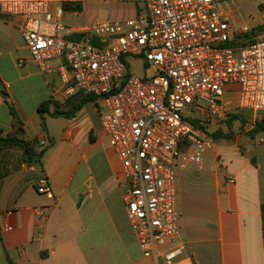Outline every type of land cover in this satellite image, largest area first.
Here are the masks:
<instances>
[{
  "label": "crops",
  "instance_id": "1",
  "mask_svg": "<svg viewBox=\"0 0 264 264\" xmlns=\"http://www.w3.org/2000/svg\"><path fill=\"white\" fill-rule=\"evenodd\" d=\"M49 1L57 7L82 2L81 12L64 11V24L75 31L136 18L144 6L142 0ZM260 5L264 25V0ZM21 24L19 18H0V139L14 132L13 106L24 138L37 152L47 150L36 164L24 161L18 145L0 148V264H165L144 256L131 228L121 165L103 133L101 105L90 102L71 119L47 116L44 132L39 105L67 97L57 72L42 73L31 55H18L28 49ZM231 91L236 103L227 119L235 113L240 118L209 128L218 132L212 152L176 173L178 230L186 250L174 264H264V133L250 135L264 122V111L238 110L239 86ZM45 180L53 198L38 192ZM39 210L46 214L43 226Z\"/></svg>",
  "mask_w": 264,
  "mask_h": 264
},
{
  "label": "built area",
  "instance_id": "2",
  "mask_svg": "<svg viewBox=\"0 0 264 264\" xmlns=\"http://www.w3.org/2000/svg\"><path fill=\"white\" fill-rule=\"evenodd\" d=\"M231 1L142 0L136 18L80 31L67 27L63 7L49 0L0 1V18L22 20L32 61L42 73L59 74L67 99L79 92L99 98L131 228L144 256L165 264L186 250L178 230L177 170L212 152L208 129L230 113L225 93L238 85L237 109L264 111V39L246 38L254 29L249 21L235 28L233 13L221 8ZM133 61L143 75L132 71ZM38 192L53 198L47 180ZM37 214L43 226L46 214Z\"/></svg>",
  "mask_w": 264,
  "mask_h": 264
},
{
  "label": "trees",
  "instance_id": "3",
  "mask_svg": "<svg viewBox=\"0 0 264 264\" xmlns=\"http://www.w3.org/2000/svg\"><path fill=\"white\" fill-rule=\"evenodd\" d=\"M63 9L66 12H81L83 9V4L81 1L77 2H64L63 3ZM143 12V8H140V13ZM260 30L264 31V25L259 27ZM255 36V30L246 36L247 39H251V37ZM234 44V43H233ZM232 44V45H233ZM1 84V82H0ZM5 97H7V94L5 91H2ZM94 102L99 107V98L92 94H84L83 92H79L75 94L74 96L68 98L66 102H59L55 100L54 98H50L44 102H42L38 107V113L41 119V124L43 127L44 132H47V123L46 118L47 116H51L54 118L58 117H65V118H74L76 115L81 111V109L88 103ZM11 113L13 116V126H14V132L6 137L0 139V148L4 145H18L23 149V158L24 161L29 163H41V158L43 157L44 153L46 152L47 148H44L41 152H37L35 150L34 142L26 140L24 138V129H23V123L19 119L15 109L13 106H10ZM239 115H232L229 119L226 120V122L229 124L230 120H237L239 119ZM195 126H200L199 121H195ZM202 128H204L202 126ZM218 132L210 133L208 134L211 137H217L216 134ZM257 133H264V122L257 123L255 129L250 133V135H254ZM227 137H229L227 135ZM50 147V146H49ZM262 211V219H263V238H264V205L261 207Z\"/></svg>",
  "mask_w": 264,
  "mask_h": 264
},
{
  "label": "rangeland",
  "instance_id": "4",
  "mask_svg": "<svg viewBox=\"0 0 264 264\" xmlns=\"http://www.w3.org/2000/svg\"><path fill=\"white\" fill-rule=\"evenodd\" d=\"M261 1L262 0H233L229 3V7L226 8L229 12L233 13L232 19L236 21L235 28L237 30L241 28L244 21H249V26L254 27L255 36L251 37V39H254V38L264 39V31L259 29V27L263 25L261 24L263 21L262 11L260 9ZM143 11H144V6H143ZM18 55L20 57H23L24 59L25 58L30 59V52L28 51V49L20 50ZM131 66H132L133 72H135L138 75H143V72L141 70V64H139V62L133 61ZM64 102H66V100ZM224 102L227 108H229L231 105L236 103L235 92L234 91L226 92L224 96ZM233 121L234 120L231 119L229 124H232ZM219 135L221 136L222 134L220 133ZM216 136L218 135L216 134Z\"/></svg>",
  "mask_w": 264,
  "mask_h": 264
},
{
  "label": "water",
  "instance_id": "5",
  "mask_svg": "<svg viewBox=\"0 0 264 264\" xmlns=\"http://www.w3.org/2000/svg\"><path fill=\"white\" fill-rule=\"evenodd\" d=\"M0 89H1V90H4L5 88H4V86H2V85L0 84Z\"/></svg>",
  "mask_w": 264,
  "mask_h": 264
}]
</instances>
